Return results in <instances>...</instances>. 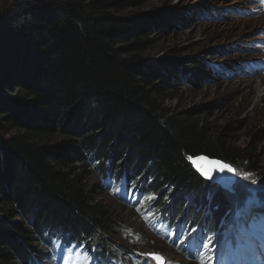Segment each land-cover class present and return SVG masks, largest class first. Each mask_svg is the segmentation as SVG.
Segmentation results:
<instances>
[{
  "label": "trees",
  "instance_id": "obj_1",
  "mask_svg": "<svg viewBox=\"0 0 264 264\" xmlns=\"http://www.w3.org/2000/svg\"><path fill=\"white\" fill-rule=\"evenodd\" d=\"M135 1L0 3V264H49L48 240L55 235L104 249L101 254L116 260H139L136 252L113 250L126 226L98 199L104 173L99 160L114 165L125 159L116 171L106 169L107 180L129 184L136 180L127 169H143L151 181L140 194L154 195L153 203L166 191L168 198L173 194L158 214L166 231L174 225L179 232L189 217L192 232L207 229L205 222L200 230L194 227L206 203L197 200L199 208L189 212L184 197L204 196L213 184L190 162L196 156L224 161L254 180L230 191L215 184L207 191L208 231L216 237L242 210L238 205L247 193L262 189L264 199V129L246 145H234L227 137L235 125L219 131L193 110L168 107V100L181 94L180 75L196 81L205 70L146 58L151 40L142 38L136 13L110 14ZM153 24L165 27L167 19ZM228 192L238 204L229 201ZM35 239L39 248L30 243ZM103 240L112 242L105 248Z\"/></svg>",
  "mask_w": 264,
  "mask_h": 264
},
{
  "label": "rangeland",
  "instance_id": "obj_2",
  "mask_svg": "<svg viewBox=\"0 0 264 264\" xmlns=\"http://www.w3.org/2000/svg\"><path fill=\"white\" fill-rule=\"evenodd\" d=\"M7 1L0 0V3ZM80 1L85 4L91 0ZM130 12L136 13L137 22L144 27L145 36L142 38L151 40L144 52L146 58L154 62L161 59L166 63L176 62L180 68L184 69L192 66L204 67L205 75L203 74L196 81L192 79V75L179 74L180 78L177 82L182 91L177 97L168 100L166 103L168 107L193 110L195 115L206 117L219 131L229 125H235L236 129L227 137L234 145H246L253 133L264 129V0H137L126 10L118 13L116 10H110V14L119 16H127ZM156 18L167 19V25L155 27L153 20ZM211 103L215 104L214 108L205 109V106ZM99 161L104 173L99 179L101 180L99 190L103 192L101 193L103 195H98V199L119 216L128 231L123 229L122 236L116 238L119 245L113 250L115 254L127 255L132 251L140 255L139 260L134 259L135 256H125L123 258L125 264L133 262L152 264L151 260L146 261L147 258L159 264V261L150 254L165 258L166 264H201L203 256L207 254L208 257L204 259V262L209 264V257L215 259L219 253H223L225 239L221 240V236L230 238L228 244L231 248L234 237L232 230L225 228V225L221 226L219 237L206 231L202 237L205 243H198L191 237L190 224L193 220L190 217L186 219L188 222L178 232L179 242H175V228L174 235L170 231L173 235L172 241L163 235H158L148 221H160L153 220V214L158 213L162 216L159 210L167 208L173 200V194L168 198L166 194L170 191H166L153 203L154 195L140 194L144 183L147 186L151 181L148 176L145 177L142 174L143 169L137 172L127 169L132 175V180H136L131 182L130 179V183L127 184L124 179L107 180L106 173L108 167H113V171L119 169L120 162L123 163L125 159H119L114 165L112 161L106 162V159ZM131 166L129 164V168ZM232 167L236 171L234 172L235 181L230 190L243 186L246 180L254 181L244 170ZM121 171L122 168L118 174ZM213 185L205 188L204 196L200 193L194 196H189L188 193L184 195L191 205L189 212L199 208L200 203L196 204L197 200L206 203L200 206L197 214V219L200 217V221L194 227L198 230L201 229L199 225L202 222L206 223V230H208L212 215L208 213L211 200L207 197V191L212 193ZM261 190L247 193V199L238 205L246 211L236 217L237 229L248 230L245 225L247 215L251 216L260 212L264 214ZM155 193L158 198L157 191ZM227 195L230 202L234 201L238 204L233 192H228ZM249 197L255 199L251 205H246ZM131 198L136 200V204L127 203V200ZM218 209L220 206L213 211ZM242 230L241 234H245L247 238L248 234ZM37 240L41 243V239L37 238ZM110 242L112 241L103 240L102 247H108ZM30 243L39 248L36 239ZM237 243L241 250L242 240L238 239ZM189 248L194 254L196 253L195 259L189 258ZM197 250L201 253L199 254V251L197 253ZM65 254L67 259L63 264H93L80 249L68 248ZM90 259L92 261V257ZM224 264H226L225 260Z\"/></svg>",
  "mask_w": 264,
  "mask_h": 264
},
{
  "label": "water",
  "instance_id": "obj_3",
  "mask_svg": "<svg viewBox=\"0 0 264 264\" xmlns=\"http://www.w3.org/2000/svg\"><path fill=\"white\" fill-rule=\"evenodd\" d=\"M190 162L193 164L194 168L203 176V178L210 182H213V184H218L225 190H228L234 184V172H229L227 170L220 171L218 165L213 163L218 162L219 164H225L221 160L212 159L207 156L200 155L191 158ZM229 166L233 168L231 165ZM210 170V175L204 174L205 172H209Z\"/></svg>",
  "mask_w": 264,
  "mask_h": 264
},
{
  "label": "snow or ice",
  "instance_id": "obj_4",
  "mask_svg": "<svg viewBox=\"0 0 264 264\" xmlns=\"http://www.w3.org/2000/svg\"><path fill=\"white\" fill-rule=\"evenodd\" d=\"M213 163L218 165V168L220 171H224V170H227L229 172H235L236 171L235 169L231 168L227 164H219L218 162H213ZM210 172H211V170L209 172H205L204 174L210 175ZM254 199H255L254 197H249L248 200L246 201V205H251V203L253 202ZM150 255H152L155 260L159 261L160 264H165V262L161 256H159L157 254H150ZM209 259H211V257H209ZM201 264H205L203 259L201 260Z\"/></svg>",
  "mask_w": 264,
  "mask_h": 264
}]
</instances>
